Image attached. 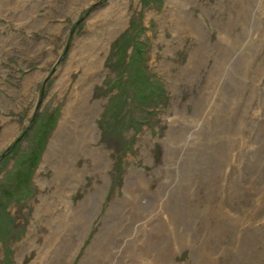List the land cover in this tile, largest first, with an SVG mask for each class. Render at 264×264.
Instances as JSON below:
<instances>
[{
  "label": "rangeland",
  "instance_id": "1",
  "mask_svg": "<svg viewBox=\"0 0 264 264\" xmlns=\"http://www.w3.org/2000/svg\"><path fill=\"white\" fill-rule=\"evenodd\" d=\"M48 130L0 264H264V0H0V194Z\"/></svg>",
  "mask_w": 264,
  "mask_h": 264
},
{
  "label": "trees",
  "instance_id": "2",
  "mask_svg": "<svg viewBox=\"0 0 264 264\" xmlns=\"http://www.w3.org/2000/svg\"><path fill=\"white\" fill-rule=\"evenodd\" d=\"M134 79H140L141 82L144 84V86H146V85H149L150 86L152 84V80L150 79L149 75L148 74H143L141 72H137L136 77ZM42 139H43V137H42ZM43 143H44V141L42 142L41 147H43ZM41 147L33 148L29 154H26V156L24 155V159L21 160V164H22V162L23 163H27L25 161L27 159L29 160V162H28L29 164H31V163H32V165L35 164V162L37 161V157L40 155V152H41L40 149H41ZM0 185H1V182H0ZM2 190L3 189L0 188V192ZM6 197H7L6 194L5 195L0 194V198L4 199ZM2 199H0V200H2ZM1 225H2V222H1V218H0V226Z\"/></svg>",
  "mask_w": 264,
  "mask_h": 264
},
{
  "label": "bare ground",
  "instance_id": "3",
  "mask_svg": "<svg viewBox=\"0 0 264 264\" xmlns=\"http://www.w3.org/2000/svg\"><path fill=\"white\" fill-rule=\"evenodd\" d=\"M183 7H184V8H183ZM185 8H186L185 6H182V7H181L182 11H185ZM88 87H89V86H87V88H88ZM83 97H84V96H83ZM83 103H84V102H83ZM81 107H82V106H81ZM70 108H71V107H70ZM70 108H69V109H70ZM82 108H83V107H82ZM91 112H92V111H91ZM66 113H67V111H66ZM81 113H82V112H81ZM63 115H64V116H63V119H62V121H61L62 123H64V122L66 121V119H67V115H65V114H63ZM92 117H93V116H92ZM88 121L91 122V123H90V127H91V128H90L89 130H90V132H91V133H90V134H91L90 137H92V139H93V138H94V135H95V131H96L95 120L92 121V119L89 118ZM85 122H86V121H85ZM89 122H88V123H89ZM62 123H61V124H62ZM64 125H65V124H64ZM60 126H61V125H60ZM62 128H63V127H62ZM87 129H88V128H87ZM91 141H92V140H91ZM89 147H90V146H89ZM92 148H93V149H97V147H96L95 145H93ZM95 153H96V152H95ZM97 153H98V152H97ZM103 154H104V153H103ZM99 155H100V154H99ZM97 156H98V155H97ZM94 160H95V159H94ZM73 163H74V162H73ZM77 169H78V168H77ZM77 169H76V170H77ZM71 171H72V170H71ZM104 173H105V172H104ZM78 176H79V175H78ZM106 177H107V176H106Z\"/></svg>",
  "mask_w": 264,
  "mask_h": 264
}]
</instances>
